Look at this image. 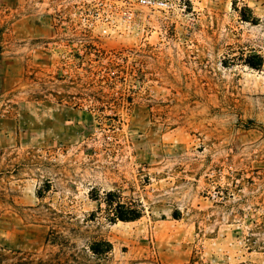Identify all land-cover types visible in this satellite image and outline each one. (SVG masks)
Masks as SVG:
<instances>
[{
  "label": "rangeland",
  "instance_id": "rangeland-1",
  "mask_svg": "<svg viewBox=\"0 0 264 264\" xmlns=\"http://www.w3.org/2000/svg\"><path fill=\"white\" fill-rule=\"evenodd\" d=\"M137 1L0 0V264H264V0Z\"/></svg>",
  "mask_w": 264,
  "mask_h": 264
},
{
  "label": "trees",
  "instance_id": "trees-1",
  "mask_svg": "<svg viewBox=\"0 0 264 264\" xmlns=\"http://www.w3.org/2000/svg\"><path fill=\"white\" fill-rule=\"evenodd\" d=\"M124 205H117V215L114 220H119L121 222H132L139 218V215H135V211L127 209L126 214L123 213ZM105 246V251L108 252L110 250V244L108 243H102ZM94 253H99L100 251H97L96 249H93Z\"/></svg>",
  "mask_w": 264,
  "mask_h": 264
},
{
  "label": "built area",
  "instance_id": "built-area-1",
  "mask_svg": "<svg viewBox=\"0 0 264 264\" xmlns=\"http://www.w3.org/2000/svg\"><path fill=\"white\" fill-rule=\"evenodd\" d=\"M138 5L144 8H160L163 5V2L160 0H138ZM128 18L132 17L130 11L126 12Z\"/></svg>",
  "mask_w": 264,
  "mask_h": 264
}]
</instances>
